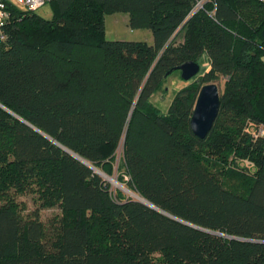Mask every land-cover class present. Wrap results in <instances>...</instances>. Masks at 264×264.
I'll use <instances>...</instances> for the list:
<instances>
[{
  "label": "trees",
  "instance_id": "1",
  "mask_svg": "<svg viewBox=\"0 0 264 264\" xmlns=\"http://www.w3.org/2000/svg\"><path fill=\"white\" fill-rule=\"evenodd\" d=\"M197 1L51 0L48 19L7 0L0 264H264V3ZM113 12L151 42L105 39ZM202 54L208 69L160 110L151 96L178 73L166 72L200 67ZM220 78L198 138L188 125L198 88Z\"/></svg>",
  "mask_w": 264,
  "mask_h": 264
},
{
  "label": "rangeland",
  "instance_id": "2",
  "mask_svg": "<svg viewBox=\"0 0 264 264\" xmlns=\"http://www.w3.org/2000/svg\"><path fill=\"white\" fill-rule=\"evenodd\" d=\"M14 2L17 6L22 8L23 6L19 5L15 0H11ZM36 13L39 14L42 17L45 18H51L52 17V8L50 3H46L40 8L36 10ZM103 24H104V37L107 40H130V41H145L147 43L151 42V35L150 31L146 28H130L128 26L127 22V15L123 12H113L104 14L103 16ZM264 59V55L262 56ZM202 59L204 64L207 60V57L203 55L200 57V60ZM199 60V61H200ZM203 66L200 65L199 71L197 74H200L202 72ZM192 78V77H191ZM222 80L223 78H220L214 84L216 85L218 92H221L222 89ZM186 83V81L181 80L178 76V73H172L170 74L163 83V88L151 96V101L162 111L166 109V106L168 105L173 93L183 86ZM101 172V171H100ZM102 173V172H101ZM104 175V179L109 183V186L111 189L117 188L120 189L122 192H124L127 196H137L134 194L131 190H129L124 183H120L116 179V173L115 171L111 175ZM111 178L115 179L116 184H113L110 180ZM111 181H109V180ZM124 179H126L124 177ZM123 188V189H121ZM21 199H25L27 209H31L34 207L33 201L30 199L29 195H24L21 197ZM54 209H46L42 210L41 216L42 219H48L52 213H54Z\"/></svg>",
  "mask_w": 264,
  "mask_h": 264
},
{
  "label": "water",
  "instance_id": "3",
  "mask_svg": "<svg viewBox=\"0 0 264 264\" xmlns=\"http://www.w3.org/2000/svg\"><path fill=\"white\" fill-rule=\"evenodd\" d=\"M260 35L264 39V27L261 29ZM174 70L178 71V76L181 80L187 81L191 77H193L194 75H196L198 73L199 66L194 61L186 60V61H183L176 66L171 67L166 72V74H168ZM218 105H219V92H218L216 85L212 82L201 85L198 88V91H197V94H196V97L194 100L193 108H192V111H191V114H190V117L188 120L189 129L193 135H195L198 138H203L208 133V131L211 128L212 122H213V120L217 114ZM44 136H46V135H44ZM46 137H48V136H46ZM50 140H52V139H50ZM62 149L64 151H66L67 153H69L70 155H72L73 157H75L77 160H79L82 163H84L85 165H87L89 168L92 169V171H94L98 175L104 177V175L98 169L93 168L92 166L87 164L84 160L79 158L77 155L69 152L68 150H66L64 148H62ZM121 189H123V188H121ZM134 197H135V199H137L142 204H144V205H146L152 209H155L156 211L164 213L161 210L157 209L155 206H153L148 201H146V200H144L138 196H134ZM183 223H185V222H183ZM185 224L190 225L188 223H185ZM190 226L193 228H196L198 230H202L204 232L214 234V235L226 236L228 238H234V239H239V240H244V241H253L250 239H243V238H237V237H233V236H227V235L221 234L219 232L207 230V229L200 228V227H197L194 225H190Z\"/></svg>",
  "mask_w": 264,
  "mask_h": 264
},
{
  "label": "built area",
  "instance_id": "4",
  "mask_svg": "<svg viewBox=\"0 0 264 264\" xmlns=\"http://www.w3.org/2000/svg\"><path fill=\"white\" fill-rule=\"evenodd\" d=\"M19 5L25 7L29 10H36L40 8L42 5H44L47 2H50L51 0H15ZM207 0H199L195 3L194 8H200L202 5V2ZM264 3V0H259ZM8 4L7 0H0V41L3 40L6 36L4 32V27L7 23V20L9 18L10 11L8 10ZM259 134H261L262 130L258 129Z\"/></svg>",
  "mask_w": 264,
  "mask_h": 264
},
{
  "label": "crops",
  "instance_id": "5",
  "mask_svg": "<svg viewBox=\"0 0 264 264\" xmlns=\"http://www.w3.org/2000/svg\"><path fill=\"white\" fill-rule=\"evenodd\" d=\"M204 54H202V56H203ZM201 56V57H202ZM262 60L264 61V59L262 58ZM203 63V61H202V59H201V61H200V65H202L203 66V70L204 71H206L207 69H208V67H209V65L207 64V60H206V62L204 63V64H202Z\"/></svg>",
  "mask_w": 264,
  "mask_h": 264
},
{
  "label": "bare ground",
  "instance_id": "6",
  "mask_svg": "<svg viewBox=\"0 0 264 264\" xmlns=\"http://www.w3.org/2000/svg\"><path fill=\"white\" fill-rule=\"evenodd\" d=\"M108 180H109V179H108ZM110 180L112 181L113 184H116L115 179L111 178ZM110 180H109V181H110ZM111 181H110V182H111Z\"/></svg>",
  "mask_w": 264,
  "mask_h": 264
}]
</instances>
